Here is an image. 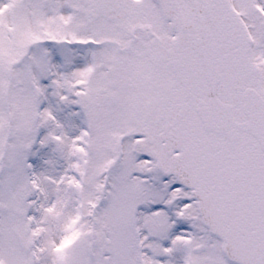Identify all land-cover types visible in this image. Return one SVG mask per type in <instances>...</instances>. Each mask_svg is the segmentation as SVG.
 Instances as JSON below:
<instances>
[{"label":"snow or ice","instance_id":"snow-or-ice-1","mask_svg":"<svg viewBox=\"0 0 264 264\" xmlns=\"http://www.w3.org/2000/svg\"><path fill=\"white\" fill-rule=\"evenodd\" d=\"M0 264H264V0H0Z\"/></svg>","mask_w":264,"mask_h":264}]
</instances>
